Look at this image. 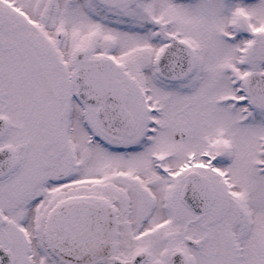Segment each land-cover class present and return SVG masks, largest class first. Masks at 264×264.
Masks as SVG:
<instances>
[{
  "label": "snow or ice",
  "instance_id": "6c2138e0",
  "mask_svg": "<svg viewBox=\"0 0 264 264\" xmlns=\"http://www.w3.org/2000/svg\"><path fill=\"white\" fill-rule=\"evenodd\" d=\"M0 264H264V0H0Z\"/></svg>",
  "mask_w": 264,
  "mask_h": 264
}]
</instances>
